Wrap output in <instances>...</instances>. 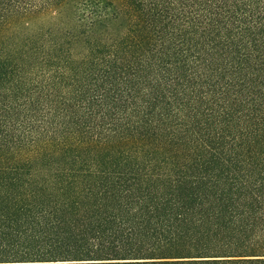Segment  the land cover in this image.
Here are the masks:
<instances>
[{
    "label": "trees",
    "instance_id": "trees-1",
    "mask_svg": "<svg viewBox=\"0 0 264 264\" xmlns=\"http://www.w3.org/2000/svg\"><path fill=\"white\" fill-rule=\"evenodd\" d=\"M0 264H264V0H0Z\"/></svg>",
    "mask_w": 264,
    "mask_h": 264
}]
</instances>
